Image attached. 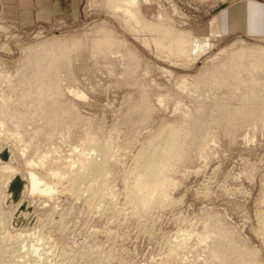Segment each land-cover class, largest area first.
Segmentation results:
<instances>
[{
  "label": "rangeland",
  "instance_id": "374dc122",
  "mask_svg": "<svg viewBox=\"0 0 264 264\" xmlns=\"http://www.w3.org/2000/svg\"><path fill=\"white\" fill-rule=\"evenodd\" d=\"M106 1L84 0L61 19L26 28L0 17V138L8 135L10 162L21 175L33 161L31 171L55 187L52 196L27 202L29 210L20 207V229L8 219L20 199L14 204L0 190V264H264V69H236L249 58L244 49L264 48V37L219 33L221 4L237 0L141 3L147 23L165 28L153 33L113 16ZM171 29L199 40L197 50L169 52ZM51 38L81 44L66 52V80L59 70L58 109L47 105L63 114L50 109L56 115L46 119L39 115L45 105H35L42 90L27 93L21 81L28 49ZM58 101L75 114L59 110ZM171 129L187 133L178 136L187 145L165 173L166 197L137 215L128 194L133 169ZM90 159L106 176L88 189L90 175L75 169Z\"/></svg>",
  "mask_w": 264,
  "mask_h": 264
},
{
  "label": "bare ground",
  "instance_id": "6f19581e",
  "mask_svg": "<svg viewBox=\"0 0 264 264\" xmlns=\"http://www.w3.org/2000/svg\"><path fill=\"white\" fill-rule=\"evenodd\" d=\"M141 3H142V5L147 6V5L151 4V0H107L106 1V7H107L108 12L110 11V13H112L113 16H114V14L117 15L118 13H121L122 15L120 17H122V19H123V17L124 18H134V19H136L137 23L142 25L148 33L149 32L150 33L158 32V29H160V28L162 29L163 28V27H161L162 24L158 23V25H157V24H149V23H147L146 19L141 14V5H140ZM225 5L226 4L222 3L219 9L220 10L223 9L225 7ZM123 23L126 24V22L124 20H123ZM163 29H165V28H163ZM166 30H168V29H166ZM171 30H173V29H171ZM169 33H170V40L172 41V46L169 48L170 49L169 52H171L172 54L176 53L177 55H181V54L185 53L186 55H188V54H190L191 51H193V50L196 51L197 50V48L194 49L197 39L194 42L193 41L194 38L192 39V37H191L192 35L189 36V35H186V33L183 34L184 32L182 33V32H179V31H176V32L175 31L174 32L169 31ZM197 41L199 42V40H197ZM80 44H81V42L79 40L74 41V42H70L68 40L52 39L51 38L49 40L41 42L37 46L31 47L30 49H28L27 54H26L28 59L25 60V66L23 67V69H24L23 71L27 72L26 76L28 78L25 81H21V83L26 85L25 89H26L27 93H29L31 90H36V91H38L40 89L42 90L40 95L36 99L37 101L36 102L34 101L35 105L37 103V106L40 105L39 106L40 108H41V106H43V104L45 105V108H47V105H53L51 107L57 108L55 104H56L58 98H61L60 97V94L62 92L61 88H63L62 86L61 87L59 86V84H61V82H62L61 80H63L62 79L63 77L60 78V76H59L60 73H61V72L59 73V70L62 71L65 68L64 67L63 69H61L63 67L62 65L65 63L64 60L66 59V55H67L66 52L70 51V50H74L76 47L78 48ZM198 44L201 45V41ZM244 51H245V56H249V58L246 59L245 62H243L242 59H239L236 62V65H240L239 67L236 68L237 70L241 68L244 71L248 70L247 72H249V71L253 72L254 75H255V74H257L260 71V69H264V48L256 47V48H251V49H244ZM258 67H260L259 70H256ZM63 72H65V71H62V73ZM66 73L67 72H65L64 74H66ZM57 77H58V79L59 78L60 79L58 80ZM66 78H68V75H67V77L65 76L64 80H66ZM6 79H7V77H6ZM59 81H61V82L59 83ZM215 81H214V84H215ZM5 82H7V80H5ZM67 82H66V84H67ZM8 83H7V85H8ZM214 84H213L212 81L209 80L208 85L212 86ZM69 85H70V83H69ZM69 85H66V87L69 86ZM201 88L203 89V87H201ZM68 89L71 91L70 88H68ZM63 91H65V90L63 89ZM66 92L68 93L69 91L66 90ZM203 92H202V96H203ZM69 94L74 95V97L77 96L80 99L84 98V94L79 92V91L78 92L71 91ZM62 95H63V93H62ZM190 95H192V93ZM200 95H201V93H200ZM65 96H66V94H65ZM65 98H64V100H65ZM61 99L63 100V98H61ZM59 101H58V104H57L58 107H59V110L61 108V109H63L62 112H65V113L71 112V113H73L71 108H70L71 105H66V104L62 105V103H61L60 104L61 106H59ZM34 102H33V105H34ZM47 102H49L51 104H49ZM31 104H32V102H31ZM68 104H69V102H68ZM33 105L30 106V107H32L31 109L34 108ZM37 106H35V107L38 108ZM240 107H241V105H240ZM36 108L34 110H36ZM40 108H38L37 110H39ZM43 109L44 108L42 107V111L40 110L41 112H39V111L38 112H39V115L43 114V113H46L45 114L46 115V117H45L46 119L48 118V115L50 116L53 113V112L50 111V109L52 111L54 110V109L49 108V107L47 108V111H46V109H44V110ZM48 109H49V111H48ZM57 109H56V111H58ZM236 110H234L235 112H233V113H236L237 115H239L240 111L238 110L239 113H237ZM247 110L245 109L246 112H247ZM253 110H254V108H253ZM257 110H258V108H257ZM226 111H228V109ZM260 111H261L260 113L264 112V110H260ZM33 112H35V114L36 113L38 114L37 111H33ZM241 112H244V109ZM257 112L259 113V110ZM56 113H53V115L54 114L56 115ZM59 113L60 112H58L56 116H58ZM206 113H205V115H206ZM253 113H255V112H253ZM61 114H63V113H60V115ZM73 114H75V112ZM233 115H235V114H233ZM237 115H235V117ZM7 116L9 117L10 115H7ZM42 117L44 118V115H42ZM235 117L233 116L232 118H235ZM45 118H44V121H46ZM62 118H63V116H62ZM236 118H235V120H236ZM12 119H14V118H12ZM12 119L10 117L9 120H11L13 122ZM24 119L25 118L23 117V120ZM21 121L19 120V122H21ZM51 121H52V119H51ZM19 122H17V124ZM23 122L24 121H22V123H21L22 125H23ZM47 122H50V121H47ZM47 122L45 124H48ZM50 123H52V122H50ZM15 124L16 123H14V126H15ZM209 125L210 124L208 123V127H210ZM19 126H17V127L19 129H21ZM200 126H201V124H200ZM17 127H16V129H17ZM202 127H204L203 124H202ZM226 127H228V125ZM0 128H2V127H0ZM22 128H24V127H22ZM194 128H196V127H194ZM198 128H201V127H198ZM19 129H18V132H19ZM210 129H212V128L210 127ZM191 130H193V129H191ZM201 130L204 131V128L201 129ZM226 130L230 131V129H226ZM229 131H228V133H229ZM231 131H233V130H231ZM181 133L183 134L184 132L182 131ZM181 133H179L176 130L171 129V130H167L164 134L160 135L161 137L158 136L159 137V138L157 137L159 139L158 142L157 141H156L157 143L154 142L156 144H154V145L152 144L153 146L151 145L152 146L151 148H149L148 150L144 151V153L142 155V162L140 164L136 165V167L133 169L134 175L131 178L132 180L130 179L132 182H131V185L129 186L128 194L130 196H132V199H133V202H134V206L136 207V210L138 211L137 215L139 213H141L139 215H144V213H146L151 208V205H153L157 200H160L161 198H165L166 197L165 196L166 194H165L164 185H165V182H166L167 179L165 177V173H166L167 169L170 166L171 160L173 158L175 159V158H178V157L182 156L181 149H183V145H181V144L184 143V142L179 141V139H181V138H178V136H180ZM198 133H199V131H198ZM182 134H181V136H182ZM229 134H231V133H229ZM186 135H187V133L185 134V136H183V137H185L184 140L187 137ZM199 135H201V134H199ZM7 136L8 135H6V137H4L2 139L0 138V158L3 160V162H6V163L9 162V164L0 163V179H1L0 180V190L3 191L2 195L7 193L8 195L11 196L12 203H14V201L16 200V202L14 204H16L19 201V199H20V201L18 202L16 207H14L13 210L8 215V219H10V220L15 218V221H13V225L12 226L15 229H20V228H22V225H23V223H19V221H21V220L23 221V219H21V209H20V207L22 206L21 207L22 210H29V208L26 207L27 202L35 204L34 203L35 201H33L32 199L36 195H39V196L40 195L52 196V194L55 193L54 192L55 191L54 190L55 187L53 188L51 186L52 184L49 186L50 183L48 185L43 183V181L41 179H39L35 175V173H33V171H31V169H32L31 167L34 165L33 161H31V162H26L25 161L24 166H26L25 167L26 176L24 177L23 175L20 174V171H21L20 167L11 164V162H13V161L10 162L11 152H9V150L6 148L7 147V142L9 141L8 140L9 137H7ZM188 136H189V134H188ZM194 136L197 138L196 135H194ZM0 137H1V134H0ZM189 137H188V139H189ZM200 137H202V136H200ZM196 138H193V139H196ZM10 139L13 141L14 138L11 136ZM188 139H187V141H188ZM184 140H182V141H184ZM187 141H185V142H187ZM17 142H18V140H17ZM15 143H13V144H15ZM185 145H187V144H185ZM16 150L18 151V153H22V155L24 154L23 151L18 149V147H16ZM99 158H101V156ZM95 159L94 160L90 159L89 161L88 160L87 161L86 160L85 161H81L80 163H78V165H79V166H77L78 168L75 169V171L77 172V175L83 174L84 171L87 172L90 175L89 178H88V180H89L88 189L93 188L94 185H96V181H97V179L99 180V177L101 178L102 176H106L105 174L104 175L102 174L103 172L101 170L100 161L97 162V160H95ZM112 167H114V165H112ZM55 173L58 174V172H53L52 174H49V176H51V177L57 176V174H55ZM62 177L64 179V176H62ZM62 177H61V179H62ZM13 186L17 187L18 190H14ZM21 197H23L22 200H21ZM16 222H18L21 226L19 224H16ZM4 229H3V231L5 233ZM0 230H1V228H0ZM3 231H2V233H3ZM21 232H18L20 234L17 233L15 235L16 238L19 239V238H23L24 237V239H25V236L21 235L23 232L22 233ZM3 235H5V234H3ZM183 249H186V248H183ZM19 264H21V263H19Z\"/></svg>",
  "mask_w": 264,
  "mask_h": 264
},
{
  "label": "crops",
  "instance_id": "0c3cea01",
  "mask_svg": "<svg viewBox=\"0 0 264 264\" xmlns=\"http://www.w3.org/2000/svg\"><path fill=\"white\" fill-rule=\"evenodd\" d=\"M84 0H0V17L16 20L22 28L44 21L61 19L75 12ZM222 35L257 39L264 37V4L253 0H237L221 9L217 16Z\"/></svg>",
  "mask_w": 264,
  "mask_h": 264
},
{
  "label": "water",
  "instance_id": "95a60500",
  "mask_svg": "<svg viewBox=\"0 0 264 264\" xmlns=\"http://www.w3.org/2000/svg\"><path fill=\"white\" fill-rule=\"evenodd\" d=\"M226 6H227V5H225V7H226ZM13 188H14V190H18V188H17V187H14V186H13Z\"/></svg>",
  "mask_w": 264,
  "mask_h": 264
}]
</instances>
